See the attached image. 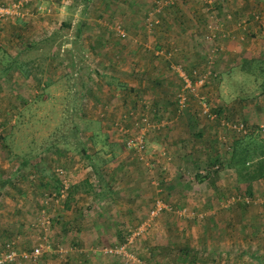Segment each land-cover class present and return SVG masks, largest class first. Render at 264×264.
<instances>
[{
    "label": "rangeland",
    "instance_id": "374dc122",
    "mask_svg": "<svg viewBox=\"0 0 264 264\" xmlns=\"http://www.w3.org/2000/svg\"><path fill=\"white\" fill-rule=\"evenodd\" d=\"M129 1L0 0V5H5L3 7L8 10V13L0 16V25L5 24L0 29L4 31L0 36V43L8 38L5 29H11L10 26H13L14 30L29 31L31 35H35L34 42L45 44L44 42L51 41V47L55 45L57 50L62 51L61 54L57 53L59 62H64L62 68L58 69V76L67 73L59 80L63 83L66 76L71 74L72 80L69 83H76L73 89L78 87L76 111H85L82 112L86 114L84 119L89 123V130L94 132L92 139L95 143L90 146L89 152L92 154L93 151L99 156L97 153L101 152V148L105 151L103 146L108 145L110 141L115 142L114 150L125 156L123 160L129 159L127 161L136 169H146L148 177L151 178L146 179L147 175H144L147 181V195L155 192L154 195L143 197L141 218H138L136 225L123 229L124 234H117L116 228L105 227L106 223L103 222L96 227V230L102 233L100 243L80 242L74 240L80 232L75 227H64L60 233L57 227L60 224L58 207L65 206L71 196V199L75 200L72 194L75 186L82 191H87L91 186L87 199L79 197L75 203L68 202V205H75V213L79 212L81 207L89 208L84 212L87 214L83 218L85 222L93 223L96 215L104 219L108 209L114 205L117 209V206H122L123 203L120 197H116L111 208V203L105 202L108 198L106 187L99 186L101 182L107 181L106 176L96 169L97 172L91 174L93 176L89 181L84 177L90 170L86 172L84 166L78 165L77 172L81 173L78 175L70 172L72 169L66 171L57 167L54 170L58 165H54L50 160L42 167L51 184H48L47 178L41 183L38 172L27 173L26 169L15 164L16 161L8 160L6 167H0V205H8L6 199L15 205L20 201L24 202L28 191L33 197L30 198L32 204L28 206L30 212L27 216L24 208L16 209V213L11 215L7 213L8 208H12L9 206L3 214L0 212V253H6L8 250L15 252L14 260L8 264H264V177L253 181L252 184L239 182L237 171L228 164L236 144L249 143L253 148L251 158L257 159V154L264 150V123L254 126L255 123L242 117L237 107L231 108V113L229 110H223L228 108L227 106L220 109L221 99L217 93L222 84V77L216 66L221 58L224 59L226 52L220 36L223 31H232L228 36L236 39L234 15L236 16L237 11L230 9L228 4H220L221 6L217 7L219 0H137L136 6L133 2L129 4ZM259 4L264 9V2ZM262 8L257 6V10L255 8L251 11L261 12ZM54 10H63V17L67 16L62 18L61 24L58 16H51ZM69 14L77 16L70 17ZM228 14L230 18L227 17ZM182 15H185V18H181L183 21L173 20V17ZM48 17L55 20H47ZM260 18L259 13L255 16L249 13L248 22L239 21V24H236L238 29H235L246 28V22H259ZM230 20L232 22H229ZM44 21L47 23L46 27L37 26V23ZM130 21L134 29H130ZM180 28L184 30L178 35L177 30ZM243 31L245 38L246 31ZM212 32L215 33L213 40L209 37ZM99 36L103 37L102 42ZM11 39L12 41L8 42L9 47L28 45L31 42L30 38L23 37L22 34L13 35ZM65 44L80 45L81 48L70 53L64 48ZM32 54L30 52L31 56ZM111 61L115 65V71L111 67ZM193 61L196 63L192 65ZM146 65L150 68L148 72L145 70ZM178 67L187 74L193 73L194 70L197 74H203L204 82L200 84L191 80L189 85H185L176 72ZM127 73L129 81H136L137 84H126L134 89H126L127 92H123L124 89L120 86L113 90L115 98H112L115 102H118L119 97L124 98L126 95L118 104V114H108L111 104H106L104 108L94 112L93 107H88L85 105L86 101L80 99L79 91H84L90 79L96 84L101 83L102 94L108 91V87L113 86H104L109 74L117 78H127ZM147 74L155 75L154 77L165 76L163 83H168L170 103L175 111L169 118L166 116L156 119L155 110L158 108L154 106L156 101L153 94H157L159 90L162 91L161 94L164 92L158 86H151L154 79L150 80ZM139 80L142 85L140 91L137 90ZM114 82L117 83L115 80ZM182 88H188L184 90L186 99L183 107L178 103V93ZM93 98L89 97L87 102L94 100ZM233 103L234 99L231 98L226 104ZM63 105L66 109L64 103ZM44 112L48 124L39 132L37 127H43L45 118L36 113L32 116L33 124L26 125L29 114L33 113V107L26 109L24 115L18 117L22 130L17 133L19 138L17 134L15 138L21 141L42 140L45 145L56 139H85L87 133L71 132L61 125L70 122L69 114L64 109L56 110L52 104L45 108ZM145 117L152 126H144L142 118ZM234 122H240L246 130L233 128ZM56 123L62 128H56ZM168 123H174L178 137H184L181 140L185 143H173L174 149L164 144L157 146V149L163 147V152H166L165 160L159 161L155 159L151 148L148 150V136L158 134ZM205 124H211V128L203 137L199 136L197 131ZM99 127L104 129V134L101 130L97 132ZM123 130L126 133H123ZM139 131H144L145 150L138 154L135 149H127L124 140ZM21 144L22 142L19 143ZM19 150L23 151V148ZM51 150H47L50 152L47 155H53L54 151ZM78 152L79 150L73 149L72 153L82 158L83 152ZM142 154L143 160L138 159L137 155ZM1 159L6 161L7 158ZM96 160L100 162V159ZM60 168L63 169V174H59ZM54 176L64 177L66 183H69L66 199L60 202L49 198V194L56 190L53 187ZM116 179L117 182H122ZM168 182L173 186L168 188ZM250 184L254 191L252 198L244 194ZM39 192L42 194L39 195ZM244 197L248 201H245ZM127 203L130 204L128 207H135L137 202L135 198L129 197ZM18 206L24 207L25 203ZM42 213L51 218L48 226H42L40 223ZM111 214L119 216L117 210ZM125 214L128 217V212ZM32 216L36 218L31 224ZM133 216V212H129L127 221L133 223ZM35 222H39V229L33 226ZM253 226L257 228L253 230ZM86 233L88 229L83 227L81 234ZM18 237L17 242L15 240ZM112 239L113 242H109ZM43 240L48 244L43 253L35 259L23 256V253H29ZM120 245L127 246L128 257L109 252L110 247Z\"/></svg>",
    "mask_w": 264,
    "mask_h": 264
},
{
    "label": "crops",
    "instance_id": "0c3cea01",
    "mask_svg": "<svg viewBox=\"0 0 264 264\" xmlns=\"http://www.w3.org/2000/svg\"><path fill=\"white\" fill-rule=\"evenodd\" d=\"M130 1L129 4L133 2L135 6L137 5V0H132L131 2ZM218 2L219 4H217V7H220V4H228V7L230 9H234L237 11L236 16L234 15V34L236 35V39H232L228 36L232 31H223L221 32L223 33V35L220 36L222 42L224 43L223 46L226 52L224 54V59L221 58L217 62L216 66L218 71L221 73L220 76L222 77L221 87H218L217 89V93H219L221 99L219 107L220 109H223L227 106L228 108L223 110H229L230 113L233 112L231 108H239L237 111L242 114V117L245 119L247 118L251 123H255L254 126H256V124L258 123H264V9L259 4L261 2H264V0H219ZM181 5L182 4H179V6ZM257 6H260L263 10L261 11V9H258L261 12L251 11V9L255 10V8L257 10ZM181 7H183V5ZM249 13H251L253 16H255L256 13H259L261 15L260 21L255 23H251V21H249V23L247 24V19L249 20ZM51 16H58L59 24H61L62 18L67 17H63V10H54L53 15ZM69 16L72 17L77 15L69 14ZM52 17H48L47 20H55ZM182 17L185 18V15H182L178 18H173L183 21L181 19ZM43 20L46 19L43 18ZM242 20L247 21L245 25L246 28L237 30L238 28L236 27V24H239V21ZM229 22H232V20H230ZM46 24L47 23L44 21L37 23V26L42 28L43 26L46 27ZM128 24L129 26H131L130 29H134L132 25L133 23H131V21ZM181 25L182 27H184L183 23ZM3 26L0 25V29L3 28ZM235 27L237 29H235ZM10 28L11 29H5L8 33V38H6L5 42L3 41V43H0V167H6L8 165V160H11L12 162L16 161L15 164L19 165V167L24 170L26 169L27 173L38 172L40 174L39 180L41 183L43 182L44 178H47V180H49L48 184H51L50 179L44 167H42V165H44L46 161L50 162V160H52L54 165H58L54 168V170L57 167H62L66 169V171L72 169V171L70 172L78 175H81L79 171L77 172L78 165L84 166L86 172L90 170V172L86 173L84 177L85 179L88 178L87 180L89 181L91 179V176H93L91 174L99 170L104 175V177L106 176L107 180L106 182H101V186H99L106 187L105 191H107L105 193L106 195H108V198L105 200V202H107L108 204L111 203V205L109 206V208H111L116 197H120V199L123 200L122 206H117V209H115L116 206L114 205L111 209H108V212L104 215V219L100 218L99 215V217L96 215L94 217L93 223H89L88 221L85 222L83 218H85L87 214L84 212H87L86 209L89 208L81 207V210L75 213V210L73 211V207H75V205L71 204L70 206L68 205V202L75 203V201H77L79 197L87 199V196L90 195L91 186L87 190V192L86 190L82 191L80 188L72 184V186H75L73 188L75 192L72 191L75 200L71 199L72 196L70 198L68 197L69 200L65 202L66 207L64 205H60L58 207L60 224L57 227L58 229H60V233L62 232L64 227H75L76 230H80V232L77 233V237L74 240L85 243L93 242L94 244L100 243V236L102 233H99V231L96 230V227L100 223L105 222V227L107 226L116 228L117 234H120V232L124 234L123 229L128 226L136 225L138 223V218H141L140 212L142 211L141 204L144 201L143 197L151 196L155 193L154 191H152L151 195H147L145 191V188H147V181H145L144 178V175H147L146 169L144 167H141V169H136L131 165V163L127 161L129 159L125 158L123 160L125 156L115 152V142L112 143V141H110L108 145L103 146L105 151L101 148V152L97 153L99 154V156H96V153H94L93 151L92 154L89 152L90 146H93L95 143L92 139L94 132L93 130H89V123H87L86 119H84L86 117V114L82 112L85 111H79L81 114H79L78 110L76 111V92L78 90V87L73 89L76 83H69V81L72 80L71 74L66 76L65 82L62 83V81L59 80V78H61L63 74L67 73L66 71H64L66 73H63L61 75L59 74L58 76V69L62 68L61 65L64 62H59L57 53L59 52L61 54L62 51H60L59 49L57 50L55 45L51 47V41H46L44 42L45 44L34 42L35 35H31L29 31H19L17 29L14 30L12 29L13 26H10ZM231 29L233 30V27H231ZM183 30L184 29L181 28L178 29V35H180ZM243 30L246 31L245 38L243 37L244 35H242V32H244ZM0 33V36H2L4 31L0 30ZM21 34L23 35V37L30 38L31 42H29L28 45L24 44L23 46H11L12 48L9 47L10 44L8 42L9 40L12 41L11 38L13 37V35L20 36ZM32 45L35 46L32 47ZM64 46V48L68 49L70 53L75 51L76 49L78 51L81 48L80 45L73 46L65 44ZM63 51L65 50L63 49ZM30 52L31 54L34 53L35 55L32 54L31 56ZM70 55L68 54V56ZM110 63L112 69L115 71V65L112 64V61ZM194 63H196V61H193L192 65ZM66 66L69 67L68 65ZM146 68L147 69L145 70L147 72L150 71L148 70L150 68H148L147 65ZM125 76L127 78H117L116 76H111L109 74V76L104 81V86H113L108 87V91H104L102 94L100 93L102 92L100 89L101 83L96 84L92 79H90L89 82L85 85L86 87L84 91H79L80 99L85 100V105H87L88 107H93L94 112L97 111V109L104 108V105L106 104H111L112 107L111 110L109 109L110 111L108 114L111 116L118 114V111L120 109V106L118 104L121 103L126 95L124 96V98L119 97L118 102H115V95L113 96V90L116 89V87L120 86L123 87V92H127L126 89H134L133 87L126 86V84H137L136 81H129L130 77L128 73L125 74ZM154 76L155 75L152 74L148 75V77L151 78L150 80L158 78L162 80L159 88L164 92L161 94L162 91L159 90L157 94H153V97L156 101L154 106H156L159 110V115H156V119L157 117L161 119L166 116L167 118H169V116L173 115V112L175 111L170 103L171 98L168 94L167 89L168 83H163L162 76ZM114 80L117 81V83L114 82ZM59 82L60 85H58ZM141 87L142 85L140 81L137 90L140 91ZM262 88L263 90H261ZM62 90H64V92H61ZM91 96L94 97V100L87 102V100ZM231 98L234 99L233 105H227L226 103L230 101ZM63 103L65 104L66 109ZM52 104L55 105L56 110H58L59 108L61 110L64 109V111L69 114L70 122L63 123L61 125L63 127H67L71 132L76 131L78 133H87L84 140L75 141V139H69V141H58L56 139L55 141H49V144L45 145L42 140L33 141L28 139V141H21V139L17 140L15 138L16 134L22 130L21 126H19L18 117L23 116L26 109L30 110L33 107V113L29 114L28 120L25 122L26 125L28 123L31 125L33 124L32 116L36 113L39 114L41 118H45L44 123L42 121V123L44 124H42L43 127H37L39 129L38 131L41 132V130H43L42 128L47 127L48 124L44 109L48 106H51ZM58 114L59 113L57 112V115ZM56 128L61 129L62 127L58 126V123H56ZM209 128H211V124H205L201 126V129H198L197 134L203 137V135ZM100 130L102 134L105 133L102 127L101 129L99 127V130H97V132H100ZM176 132L177 131H175L174 123L173 125L168 123L164 129L158 131V134H149L148 150L150 151L151 148L155 159H158L159 161L165 160L164 158L166 155V152H163V147L157 149V146L164 144L166 147L174 149L175 146H173V143L178 144L179 141L181 145L185 143L184 140H181L184 137H178V134ZM82 141H84L89 156L83 155L82 158H79L78 156H76V154L73 155L72 152L73 149H75L76 151L80 149L79 146ZM20 142H22L21 145H19ZM20 148H23V151H20ZM50 149L54 151L53 155H47V153L50 154V152L47 151ZM79 152L82 151L79 150ZM118 154H120L121 156L118 157ZM101 155L102 158H100ZM1 158L7 159L6 161H2ZM78 158L81 160L79 161ZM96 159H100V162L98 163ZM136 161L138 162L137 159ZM189 163H193V161H189ZM54 178L55 183H53V187H55L56 189V187L59 186L58 176H54ZM116 178H118L122 182H117ZM148 178L150 177H148L147 175L146 179ZM172 186L173 184H170L168 182V188ZM92 192L95 193L94 190ZM38 194L40 195L42 193L39 192ZM31 197H33V194L28 191V196L26 198L24 197L25 201H20L16 205L15 203L6 199L5 202H7L8 205H0L1 214H3L2 212L6 211L7 206H9L12 208H8V215H11V213H16V209L18 210L24 208L23 210H25L26 212L25 216H27L28 212H30L28 206L32 204V200H30ZM129 197L135 198V201L137 202L135 204V207L127 206L130 205L127 203ZM24 203V207L20 208L18 206V204L22 205ZM116 210L118 211L119 216L111 214L112 212H116ZM131 211L134 215L133 223L131 221H127V219L129 218V212ZM88 212L91 211L88 210ZM126 212H128V217L125 214ZM36 213H39V211H36ZM35 218L36 217L32 216V218L30 219L31 224L33 223ZM33 226L39 229V227L35 224ZM83 227H86V229H88V233H86L85 235L81 234V230L83 229ZM89 229H91L92 231ZM12 230L14 229L12 228ZM87 235L89 236V238H87ZM75 236H72V238ZM15 241L18 242L19 237ZM234 241H237L236 238H234ZM109 242H113V239Z\"/></svg>",
    "mask_w": 264,
    "mask_h": 264
},
{
    "label": "built area",
    "instance_id": "2783aa9c",
    "mask_svg": "<svg viewBox=\"0 0 264 264\" xmlns=\"http://www.w3.org/2000/svg\"><path fill=\"white\" fill-rule=\"evenodd\" d=\"M208 2H213L215 0H207ZM5 5H0V16H2V14L8 13L7 8L3 7ZM228 18H230L229 14L227 15ZM244 26V25H243ZM212 37L211 40L214 39L215 37V33L212 32V34L209 36ZM176 71L178 72V74L183 78V81L186 85V83H188L187 85L190 84L191 79L187 76V74L180 68H176ZM193 74H195V82L197 83H203L204 82V75L203 74H197L196 71H193ZM187 87V86H186ZM185 89L188 88H182L179 93H178V103L181 107H183L185 105ZM142 122L144 123V126H149L152 124L150 122H148V119L142 118ZM138 124V123H137ZM136 124V125H137ZM233 128H236L237 130H246L245 127H243V124H241L240 122H234V124L232 125ZM263 129L264 126L262 125ZM123 133H126L125 130L122 131ZM124 146L127 149H135L137 151V153H141L143 150H145V143H144V131H139L137 134H134L133 136H129L126 137L124 140ZM139 158L143 160V154L139 155ZM59 174H63L62 169H59ZM61 179V184L58 186V188L53 191L51 194H49V198L51 197L52 200H56L57 202H60L64 199H66L67 196V190L69 188V183H66L67 181H65L64 177H60ZM245 201H248V199L246 197ZM50 199V200H51ZM51 221L50 216L47 214L46 216L44 215V213H42V216L40 218V223L42 226H48L49 223ZM36 226L39 225V222H37L35 224ZM11 243H13L11 241ZM9 245V244H8ZM48 244L45 243V241H40L37 243V246H35L29 253H23V256L26 258H32L35 259L38 255H40L41 253H43L45 251L44 248H47ZM109 252H115L118 253L124 257H128L129 253H128V249L126 245H120V246H114V247H110ZM14 256H15V252L13 250H8L6 253H0V264H8L9 262H12L14 260Z\"/></svg>",
    "mask_w": 264,
    "mask_h": 264
},
{
    "label": "trees",
    "instance_id": "16d2710c",
    "mask_svg": "<svg viewBox=\"0 0 264 264\" xmlns=\"http://www.w3.org/2000/svg\"><path fill=\"white\" fill-rule=\"evenodd\" d=\"M173 20H176V19L173 18ZM170 22L172 23V21H170ZM170 22L168 23L169 25H171ZM98 38L101 40L103 37L99 36ZM101 42H102V40H101ZM101 46H102V44H101ZM160 76H162V79L165 78L164 75H160ZM187 76L192 81H194L195 80L194 78L196 77L193 75V73L187 74ZM179 77L183 81V78L181 76H179ZM160 83H162V80H160L159 78L154 79L152 81L153 86L160 87ZM183 83H184V81H183ZM134 107H135V105H134ZM155 111H156V115H158L159 110L156 109ZM79 147H80L79 150L82 151L84 155L89 156L88 151L86 149V146L84 144V141L81 142ZM252 151H253V148L250 147L249 143L247 145L236 144V146L233 148L231 157L228 160V164L230 167H234L235 171H237L236 174H237V179L239 182H251V184H252L253 181H256L257 179H261L264 177V150L260 151V153L257 154V159L251 158V156H253ZM137 158L140 159L138 155H137ZM209 163H211V162L209 161ZM60 184H61V179L58 178V185H60ZM251 184L246 187V190H245L246 193L243 192L244 194H246L250 198H252V195H253V189H252ZM57 188L58 187H56V189ZM255 228H257V227L253 226V230Z\"/></svg>",
    "mask_w": 264,
    "mask_h": 264
}]
</instances>
